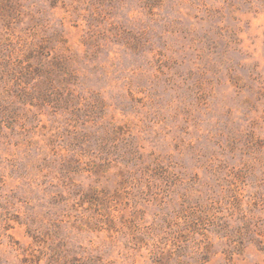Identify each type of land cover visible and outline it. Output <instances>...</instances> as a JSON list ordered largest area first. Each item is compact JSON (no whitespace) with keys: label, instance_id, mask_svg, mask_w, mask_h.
Returning <instances> with one entry per match:
<instances>
[{"label":"rangeland","instance_id":"rangeland-1","mask_svg":"<svg viewBox=\"0 0 264 264\" xmlns=\"http://www.w3.org/2000/svg\"><path fill=\"white\" fill-rule=\"evenodd\" d=\"M75 259L264 264V0H0V264Z\"/></svg>","mask_w":264,"mask_h":264},{"label":"trees","instance_id":"trees-1","mask_svg":"<svg viewBox=\"0 0 264 264\" xmlns=\"http://www.w3.org/2000/svg\"><path fill=\"white\" fill-rule=\"evenodd\" d=\"M55 94H56V93H55ZM70 97H71V96H70ZM80 261H81V260H79V259H75L74 261L70 262V264H82ZM65 264H67V263H65Z\"/></svg>","mask_w":264,"mask_h":264}]
</instances>
